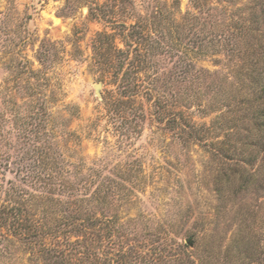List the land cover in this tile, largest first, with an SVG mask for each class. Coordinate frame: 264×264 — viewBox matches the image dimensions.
I'll return each mask as SVG.
<instances>
[{
	"label": "trees",
	"instance_id": "16d2710c",
	"mask_svg": "<svg viewBox=\"0 0 264 264\" xmlns=\"http://www.w3.org/2000/svg\"><path fill=\"white\" fill-rule=\"evenodd\" d=\"M189 1L199 14L188 12L178 21L172 14L173 8L179 7L178 1L172 10L155 8L147 17L137 15L130 0L88 1V17L106 29L94 41L92 65L102 80L109 78L116 87L108 97H102L104 109L114 123L122 119L120 130L128 126L134 131L137 119L146 120L145 111L134 120L121 116V112L145 95L151 103L145 74L157 66L155 57L161 58L162 76L173 83L180 102L176 100L177 105L169 110L164 95H160L149 106L151 116L188 142L208 140L206 146L226 167L225 175L221 173L222 187L228 190V198H234L258 176L257 170L252 172L254 165L258 162L264 167V50L249 44L242 51L236 35L227 42L221 39L224 32L237 29L235 19L233 27L226 25L220 36L215 34L218 45H214V28L208 30V45L213 49L218 46L216 54L222 55L225 74L221 79L235 94L220 98L217 107L208 106V113L218 115L210 126L196 128L185 109L201 107L203 102L194 96L208 76L196 75L197 69L187 62L193 51L180 46L188 38V44L196 40L202 42L200 47L203 45L208 37L199 15L214 9L201 0ZM261 18L264 22V7ZM117 38L122 48L114 44ZM199 46L195 51L204 52ZM46 54L38 49L40 68L26 73L27 95L21 99L22 105L12 97L0 105V264L10 263L18 254L27 255V264H195L189 253L171 260L153 245L136 244L133 234L140 229L138 221L119 217L120 206L128 202L123 183L132 178V165L104 175L100 165H89L82 159L70 163L64 146L49 127L51 107L57 100L48 77ZM225 59L229 60L226 67ZM221 131L223 138L219 139ZM254 185L261 192L259 196H264V178H254ZM176 248L180 244L176 243ZM239 255L236 252L237 258ZM227 258L225 252L223 260Z\"/></svg>",
	"mask_w": 264,
	"mask_h": 264
},
{
	"label": "rangeland",
	"instance_id": "374dc122",
	"mask_svg": "<svg viewBox=\"0 0 264 264\" xmlns=\"http://www.w3.org/2000/svg\"><path fill=\"white\" fill-rule=\"evenodd\" d=\"M88 1L96 0H0V105L7 97L22 105L21 99L27 95L25 78L29 75L26 73L40 68L36 59L38 49L47 51L45 64L57 100L51 107L49 127L64 146L70 163L82 159L89 165H100L105 169L104 175H112L117 167L133 166L132 178L123 183L128 190V202L120 206L119 217L138 221L140 229L133 234L138 240L136 244L147 243L149 248L153 245L171 260L178 254L185 258L189 253L195 264H264V196H259L261 192L254 185V178H264L262 164L257 162L252 168L258 176H252L247 188L228 198V190L221 184L226 167L212 155L206 146L208 140L188 142L174 130L158 125L150 114V104L160 95H164L169 110H173L179 99L173 83L162 76L159 57L154 59L157 66L148 69L144 79L152 93L151 103H147L148 95H145L144 99H135L127 107L129 110L121 112V116L134 120L145 111L146 120L137 119L134 123H138V128L134 131L128 126L120 130L122 119L117 118L114 123L101 101L116 91V87L109 78L102 80L92 65L94 41L106 29L88 17ZM130 1L135 13L142 17L150 15L155 8L176 7V1L179 7L173 8L172 13L175 20L188 12L199 14L190 7L189 0ZM201 1L214 9L208 15H199V23L204 25L203 32H207L208 38L201 47L202 42L196 40L193 47L192 43L188 44L190 38L180 46L193 51L188 54L187 62L190 68L197 69L196 75L208 76L199 94L194 96L203 102L201 107L185 109L196 128L210 126L218 115L208 113V106L217 107L220 98L235 94L221 79V74H225L222 55L216 54L218 46L213 49L208 45V30L214 28L211 30L215 45L218 39L215 34L220 36L223 27L232 26L235 19L237 29L224 32L221 39L227 42L236 35L242 51L249 44L264 50L261 18L264 0ZM114 44L123 47L118 38ZM198 46L204 52L195 51ZM228 61L223 60L225 67ZM202 70L214 75L200 74ZM97 84H100L98 91ZM221 133L219 139L223 138L224 132ZM219 190L223 193L218 194ZM176 243L180 248H176ZM238 251L241 255L237 258ZM26 259L27 255L18 254L8 264H27Z\"/></svg>",
	"mask_w": 264,
	"mask_h": 264
},
{
	"label": "water",
	"instance_id": "95a60500",
	"mask_svg": "<svg viewBox=\"0 0 264 264\" xmlns=\"http://www.w3.org/2000/svg\"><path fill=\"white\" fill-rule=\"evenodd\" d=\"M99 87H100V84H97V85L95 86V89L98 91V90H99Z\"/></svg>",
	"mask_w": 264,
	"mask_h": 264
}]
</instances>
